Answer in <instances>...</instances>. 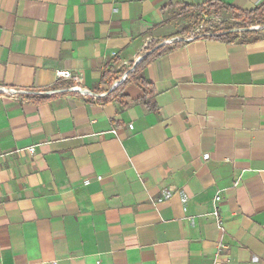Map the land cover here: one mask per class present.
<instances>
[{
  "label": "crops",
  "instance_id": "crops-1",
  "mask_svg": "<svg viewBox=\"0 0 264 264\" xmlns=\"http://www.w3.org/2000/svg\"><path fill=\"white\" fill-rule=\"evenodd\" d=\"M208 1L0 0V264H264V36L162 46Z\"/></svg>",
  "mask_w": 264,
  "mask_h": 264
},
{
  "label": "trees",
  "instance_id": "trees-1",
  "mask_svg": "<svg viewBox=\"0 0 264 264\" xmlns=\"http://www.w3.org/2000/svg\"><path fill=\"white\" fill-rule=\"evenodd\" d=\"M212 9L213 12L217 10H225L230 13L231 17L238 23H234L232 26L228 25L226 28L222 29H214L213 31L204 34L203 38L207 39H214V40H236V39H246L247 35L256 34L257 32H245L242 36H238L233 34L231 31L234 27L238 28L241 27L240 25L247 24L251 22L252 19L260 17L262 12L264 11V1L259 3L255 9L251 11H239L235 8L230 6H226L214 0H209L205 5L198 6V7H184L186 13L193 12V11H205ZM240 23V24H239ZM239 24V25H238ZM161 47L153 48L150 53L146 54L134 67L133 70L126 75L125 81L119 84L116 88H114L110 93L113 95L117 91H121L123 87L131 82H135L145 88V79L143 76V71L146 66L151 62V60L156 56L157 53L161 51Z\"/></svg>",
  "mask_w": 264,
  "mask_h": 264
},
{
  "label": "built area",
  "instance_id": "built-area-1",
  "mask_svg": "<svg viewBox=\"0 0 264 264\" xmlns=\"http://www.w3.org/2000/svg\"><path fill=\"white\" fill-rule=\"evenodd\" d=\"M225 22H229L230 24L237 23L230 15L229 12L223 10V13H210L207 15H202V19L200 20V23H198L196 26H190L193 31L187 35H184L183 37H176L174 39H168L162 42L163 46H172L174 44L180 43L182 41L189 42L194 40L196 37H203L204 34H207L214 29H218L220 25H222ZM191 24V23H190ZM233 34L242 36L245 34V32H264V26H248L247 28H234L231 30ZM264 36V35H263ZM57 77L64 79V80H77V76L73 75L69 71H58ZM70 91L79 92L81 95L85 96V92H81L78 87H71L69 88ZM0 94H3L5 96L11 97L16 100L22 99L23 95H27L30 93L23 92V91H17L15 89H6V88H0ZM129 129H132V125H129ZM29 153L34 152V147H30L27 149ZM207 159V157H204ZM99 179V178H98ZM89 183L86 182L85 185L87 186ZM220 197H215V202H219ZM212 215L215 217L216 220H218V214L216 211L212 212ZM55 264V263H52Z\"/></svg>",
  "mask_w": 264,
  "mask_h": 264
},
{
  "label": "rangeland",
  "instance_id": "rangeland-1",
  "mask_svg": "<svg viewBox=\"0 0 264 264\" xmlns=\"http://www.w3.org/2000/svg\"><path fill=\"white\" fill-rule=\"evenodd\" d=\"M194 14L186 17L187 19H189V22L191 23V25L193 26H196L198 23H200V20L202 19V15H207V14H210V13H220L222 14L223 13V10H217L216 12H213L212 9L208 10V12H205V11H193ZM238 23V22H237ZM240 24V23H239ZM238 24V25H239ZM228 25H231L229 22H225L223 23L222 25H220V27L218 29H222V28H226ZM241 27H238V28H247L248 26H264V11L262 12V15L260 17H257L255 19H252L251 22L247 23V24H244V25H240ZM236 28V27H234ZM233 28V29H234ZM258 36H263L264 35V32H257Z\"/></svg>",
  "mask_w": 264,
  "mask_h": 264
},
{
  "label": "water",
  "instance_id": "water-1",
  "mask_svg": "<svg viewBox=\"0 0 264 264\" xmlns=\"http://www.w3.org/2000/svg\"><path fill=\"white\" fill-rule=\"evenodd\" d=\"M162 46H163V44H162Z\"/></svg>",
  "mask_w": 264,
  "mask_h": 264
}]
</instances>
